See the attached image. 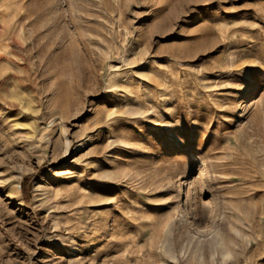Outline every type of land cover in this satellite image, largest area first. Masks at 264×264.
Wrapping results in <instances>:
<instances>
[{"label":"rangeland","instance_id":"1","mask_svg":"<svg viewBox=\"0 0 264 264\" xmlns=\"http://www.w3.org/2000/svg\"><path fill=\"white\" fill-rule=\"evenodd\" d=\"M0 264H264V0H0Z\"/></svg>","mask_w":264,"mask_h":264}]
</instances>
